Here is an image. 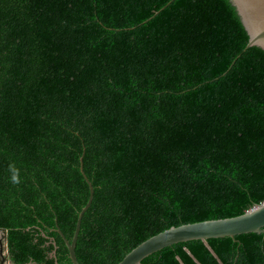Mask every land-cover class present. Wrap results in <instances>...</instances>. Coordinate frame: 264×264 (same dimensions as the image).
<instances>
[{
	"label": "trees",
	"instance_id": "16d2710c",
	"mask_svg": "<svg viewBox=\"0 0 264 264\" xmlns=\"http://www.w3.org/2000/svg\"><path fill=\"white\" fill-rule=\"evenodd\" d=\"M229 0H0V229L13 264H117L264 201V50ZM207 243V244H206ZM141 264H264V232Z\"/></svg>",
	"mask_w": 264,
	"mask_h": 264
},
{
	"label": "water",
	"instance_id": "95a60500",
	"mask_svg": "<svg viewBox=\"0 0 264 264\" xmlns=\"http://www.w3.org/2000/svg\"><path fill=\"white\" fill-rule=\"evenodd\" d=\"M234 6L242 22L248 40L245 48L258 46L264 50V0H229ZM79 169L88 185L86 202L77 213L71 239L68 240L58 226L55 230L62 237L71 264H79L75 255V242L84 211L90 205L93 187L82 167V155L79 156ZM0 264H13L8 256L6 244V229L1 228ZM264 232V201L255 204L244 212L221 218L204 219L170 226L144 239L129 250L117 264H141V260L149 254L177 242L201 239L206 243L208 238L234 237L236 234ZM207 244V243H206Z\"/></svg>",
	"mask_w": 264,
	"mask_h": 264
},
{
	"label": "rangeland",
	"instance_id": "374dc122",
	"mask_svg": "<svg viewBox=\"0 0 264 264\" xmlns=\"http://www.w3.org/2000/svg\"><path fill=\"white\" fill-rule=\"evenodd\" d=\"M2 232L0 231V242H2L3 240H2Z\"/></svg>",
	"mask_w": 264,
	"mask_h": 264
}]
</instances>
